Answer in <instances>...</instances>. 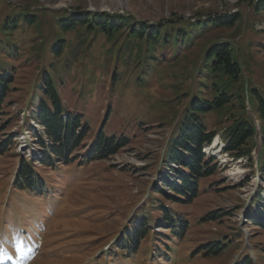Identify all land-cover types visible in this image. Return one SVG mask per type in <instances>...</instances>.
Here are the masks:
<instances>
[{"label": "rangeland", "instance_id": "rangeland-1", "mask_svg": "<svg viewBox=\"0 0 264 264\" xmlns=\"http://www.w3.org/2000/svg\"><path fill=\"white\" fill-rule=\"evenodd\" d=\"M258 1L0 0V26L8 14L22 9L35 19L32 25L22 24L14 31L16 44L12 47L13 54L18 49L17 54L8 57L0 53V63L8 62L15 75L14 89L0 115V141L6 140L10 146L0 156V241L6 237L11 240L9 245L0 243L6 255H20L15 241L22 237L27 244L37 245L32 258L23 264H91L146 201L158 202L155 187L160 184V174L169 169L164 159L166 149L190 96L202 89L206 48L218 37L234 46L242 65V80L233 90L240 96L238 87L243 86L245 110L256 123V164L251 167L244 157L233 159L221 148L225 145L224 128L241 113L242 99L237 97L231 107L207 115L209 129L216 130L220 138L215 146L220 153L214 154L218 161L215 174L203 182L201 194L192 203L179 206L165 202L193 221L186 237L177 242L174 264H235L246 250L256 263L264 264V230L247 221L245 215L253 200L264 203V180L257 167L264 120L258 119L260 114L250 94L256 87L264 96V12L255 10ZM91 12L108 13L115 21L119 16L131 17L136 28L181 19L192 22L214 14H239L240 19L230 28L199 31L189 45L150 49L148 53L144 41L129 35L133 25L113 35L98 29L60 30L61 16ZM60 38L66 48L56 59L52 50ZM149 54L159 60L146 62ZM54 62V77L64 104L89 125L85 143L90 145L101 130L123 136L128 144L116 154L54 169L39 163L42 151L35 131L41 129L32 120L38 96L33 98L32 91ZM203 93L210 95L205 89ZM24 156L35 161L45 192L14 186L5 204L8 187ZM33 210L41 214L29 221ZM213 211L220 217L200 221ZM22 220L25 225H21ZM19 229H23L20 235ZM225 237L230 244L219 254L202 255L200 245ZM143 246L138 264H148L144 259L150 254H144ZM6 260L0 264H7ZM159 264L170 263L162 257Z\"/></svg>", "mask_w": 264, "mask_h": 264}, {"label": "trees", "instance_id": "trees-1", "mask_svg": "<svg viewBox=\"0 0 264 264\" xmlns=\"http://www.w3.org/2000/svg\"><path fill=\"white\" fill-rule=\"evenodd\" d=\"M255 10L264 12V0L257 2ZM115 19L108 13L91 12L69 16L65 14L61 16L58 24L60 30L66 33L76 29H98L106 35L119 33L126 26L133 25L129 35L134 40L144 41L149 53L150 49L160 48L161 50L162 47L167 49L172 45H189L199 31L233 27L240 16L239 14H214L192 22L181 19L160 22L152 26L143 24L140 28L131 24L133 20L131 17L119 16V21ZM34 20L25 9L18 10L16 14H8L0 26L2 29L0 53L8 57L17 54L18 49L13 54L12 47L16 44L14 31L22 24L32 25ZM185 22H188L187 26L184 25ZM65 43L62 38L55 43L52 50L53 57L61 58L66 48ZM151 59L159 60V57L150 55L145 60L150 62ZM204 63L202 72L206 74V80L202 83L201 91L190 96L177 130L166 149L164 159L169 169H165L166 173L160 174V184H156L155 187V192L159 194L160 199L155 203L149 199L139 208L134 218L124 224V231L111 247L109 256L103 254L91 264H102V262L114 264L118 259V264H138L137 259L143 254L140 252L143 245L144 254H150L148 259H144L148 261V264H159L162 257L170 264L176 262L174 251L177 242L186 237L193 221L183 211L165 202H172L179 206L192 203L201 194L203 188L200 187L205 185L203 182L215 174L218 161L205 152V147L212 143L217 133L216 130L209 129L207 115L231 107L237 97L242 99L241 113L235 116L222 132L225 144L223 151L231 155L233 159L247 158L250 166L255 167L253 156L256 147V123L245 110L243 86L238 87L240 96H236L238 94L233 90V85L238 84L243 76L242 65L234 46L218 37L213 38L207 45ZM8 64V62L0 63V115L4 113L7 95L14 89L15 83L14 72L9 70ZM55 67L54 62L48 66V70L43 71L36 89L32 91L33 98L35 94L38 96V103L32 111V120L41 129V131H35L39 149L42 151V156L38 159L39 163L50 169L73 161L82 165L107 159L125 147L128 144L125 137L107 134L103 130L97 133L90 145L85 143L89 125L82 121L79 113L74 114L64 104L54 77L57 74ZM203 89L210 91V95L206 96ZM250 94L260 114L258 119L264 120V96L256 87L250 89ZM261 131L262 146L257 167L264 180V128ZM7 142L0 141V156L9 151L10 146ZM171 164L176 167L174 168ZM14 186L20 190L40 194L45 192V182L35 161L25 156L21 157L16 169ZM254 201L247 209L246 219L264 230V203ZM154 211H157V215ZM34 215L32 213L33 217ZM219 217L220 214L213 211L201 217L200 221L215 220ZM92 242L94 241L91 240L90 243ZM229 242V237H225L209 245L202 244L198 248L203 256L219 254L230 244ZM28 250V247L24 248L25 253ZM108 259L111 262H108ZM90 262L91 260L88 261ZM235 264L258 263L246 250Z\"/></svg>", "mask_w": 264, "mask_h": 264}, {"label": "snow or ice", "instance_id": "snow-or-ice-1", "mask_svg": "<svg viewBox=\"0 0 264 264\" xmlns=\"http://www.w3.org/2000/svg\"><path fill=\"white\" fill-rule=\"evenodd\" d=\"M16 244V249L18 252L23 251V245H24V240L22 237H18L15 241ZM2 259H11V256L6 255V250L2 247H0V260Z\"/></svg>", "mask_w": 264, "mask_h": 264}, {"label": "bare ground", "instance_id": "bare-ground-1", "mask_svg": "<svg viewBox=\"0 0 264 264\" xmlns=\"http://www.w3.org/2000/svg\"><path fill=\"white\" fill-rule=\"evenodd\" d=\"M214 144L212 146H206V152L211 153V154H215V155H219L220 153L216 150L217 148H215V146L217 147V144L220 141L219 136H215V138L213 139Z\"/></svg>", "mask_w": 264, "mask_h": 264}, {"label": "water", "instance_id": "water-1", "mask_svg": "<svg viewBox=\"0 0 264 264\" xmlns=\"http://www.w3.org/2000/svg\"><path fill=\"white\" fill-rule=\"evenodd\" d=\"M257 133H258V132H257ZM212 145H213V142H212V144H211L210 146H212ZM212 147H213V146H212ZM259 150H260V149L257 148V151H259ZM257 153H258V152H257ZM258 155H259V153H258Z\"/></svg>", "mask_w": 264, "mask_h": 264}]
</instances>
